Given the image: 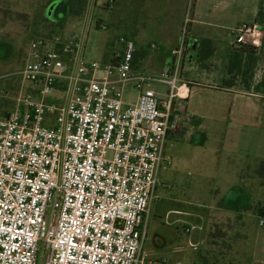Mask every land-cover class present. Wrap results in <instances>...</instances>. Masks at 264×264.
Wrapping results in <instances>:
<instances>
[{
	"label": "built area",
	"instance_id": "1",
	"mask_svg": "<svg viewBox=\"0 0 264 264\" xmlns=\"http://www.w3.org/2000/svg\"><path fill=\"white\" fill-rule=\"evenodd\" d=\"M261 32L242 23L234 44L255 47ZM119 43L99 64L71 35L29 41L19 73L28 93L0 112V264H153L144 217L170 163L175 101L186 95L184 42L158 76L135 73L134 42ZM131 82L136 101L126 103L119 87ZM154 82L166 86L163 97Z\"/></svg>",
	"mask_w": 264,
	"mask_h": 264
},
{
	"label": "rangeland",
	"instance_id": "2",
	"mask_svg": "<svg viewBox=\"0 0 264 264\" xmlns=\"http://www.w3.org/2000/svg\"><path fill=\"white\" fill-rule=\"evenodd\" d=\"M108 1L85 0L86 9L78 16L69 12L70 0H0L1 113L13 109L19 91L28 93V84H21L19 73L31 38L71 35L77 38L85 61L107 63L120 49L119 38L128 35L130 18L124 1L117 0L114 9L107 7ZM72 6L73 11L79 9L78 3ZM257 9L253 21L250 9L235 14L232 8V24H263L264 0ZM260 47L255 61L243 63L238 73L241 80L240 72L247 70L248 83L255 87L264 81V35ZM185 75L193 78L194 71ZM133 85L119 87L124 100L135 99ZM151 88L166 90L156 83ZM166 144V152L171 151ZM211 174L199 173L188 162L178 170L171 163L162 165L143 248L153 264H264V167L260 175L249 171L239 189ZM186 227H193L189 234L184 232Z\"/></svg>",
	"mask_w": 264,
	"mask_h": 264
},
{
	"label": "crops",
	"instance_id": "3",
	"mask_svg": "<svg viewBox=\"0 0 264 264\" xmlns=\"http://www.w3.org/2000/svg\"><path fill=\"white\" fill-rule=\"evenodd\" d=\"M122 1L130 10L128 35L123 36L134 42L135 73L158 76L172 66V52L184 42L178 79L185 83L186 95L175 101L174 127L167 137L172 150L165 149L175 170L188 162L199 173L222 177L233 189H239L249 171L259 175L257 170L264 165V94L260 87L241 83L239 77L231 84L227 80L232 52L243 46L234 44L233 30L238 23L232 24V8L235 14L250 9L254 21L261 0ZM84 3L78 16L86 9ZM116 3L113 0L111 9ZM260 25L258 44L252 47L257 53L264 35V23ZM190 70L193 78L185 75ZM154 92L159 98L165 93ZM135 101L136 97L124 100ZM149 210L144 217L146 229Z\"/></svg>",
	"mask_w": 264,
	"mask_h": 264
},
{
	"label": "trees",
	"instance_id": "4",
	"mask_svg": "<svg viewBox=\"0 0 264 264\" xmlns=\"http://www.w3.org/2000/svg\"><path fill=\"white\" fill-rule=\"evenodd\" d=\"M75 3H78L79 4V9L76 10V11H73V4ZM83 3H84V0H70L69 2V6H68V10L71 14H75V15H78L80 14V12L82 11V8H83ZM245 54L244 58H242V55ZM255 56H256V52H255V49L252 48V47H249V46H242L241 47V50H238V51H234L232 52V56H231V60L229 62V67H228V75H229V78L227 80V84H231L232 81L234 80V78L238 77V73H239V69H241V65L244 63H253L255 61ZM237 72V75L233 76L234 72ZM235 72V73H236ZM247 70L245 71H242V73L240 72V76H241V83L245 84L246 86H248V80L250 77H246L247 75ZM260 87V90L262 92V94H264V81L261 82V84L259 85ZM261 166V167H260ZM257 170V174L260 175V171H261V168L264 167L263 164H261Z\"/></svg>",
	"mask_w": 264,
	"mask_h": 264
}]
</instances>
